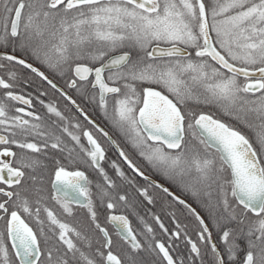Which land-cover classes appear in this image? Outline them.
I'll return each instance as SVG.
<instances>
[{"label": "snow or ice", "instance_id": "1", "mask_svg": "<svg viewBox=\"0 0 264 264\" xmlns=\"http://www.w3.org/2000/svg\"><path fill=\"white\" fill-rule=\"evenodd\" d=\"M0 48V61L7 62L0 63V69L14 62L62 91L44 72L11 54L17 48L28 49L49 68L72 73L68 87L82 95L89 87L98 89V105L106 117L112 94L113 126L153 167L169 178L188 177L194 195L206 197L203 206L220 233L223 254L195 208L169 188L149 181L195 216L198 240L211 247V264H264V0H0ZM6 74L8 80L0 76L4 90L0 97V221L4 224L0 264H123L112 251V235L97 219L92 182L85 172L68 170L54 160L51 198L69 216L72 205L86 208L99 236L61 221L45 205L43 178L34 173L47 165L30 155H46L44 150L50 147L67 152L73 163L96 170L106 185L97 184L101 204L107 199V209H114L116 197L108 189L115 183L102 166L105 149L89 130L82 133L90 146L86 148L79 134L81 125L49 103L48 112L64 122L61 132L87 159L73 156L75 148L49 131L40 116L7 103L31 107L32 100L14 93L15 85L9 80L16 81L17 74L10 70ZM63 94L83 113L75 100ZM189 101L217 104L252 130L254 140L209 113L188 109ZM96 127L129 168L148 180L119 144ZM29 137L42 143L29 142ZM112 167L127 179L115 162ZM137 191L149 204L153 202L148 187ZM119 200L127 203L123 195ZM42 210L46 220L41 218ZM22 213L31 218L35 230ZM154 219L164 233L169 232L158 216ZM107 221L133 252L154 254L156 264H204L200 246L179 223L167 246L156 241L153 229L145 225L149 234L145 249L127 216L109 215ZM182 235L190 245L186 255L180 252ZM241 240L246 247L238 259ZM127 262L137 264L132 255Z\"/></svg>", "mask_w": 264, "mask_h": 264}, {"label": "trees", "instance_id": "2", "mask_svg": "<svg viewBox=\"0 0 264 264\" xmlns=\"http://www.w3.org/2000/svg\"><path fill=\"white\" fill-rule=\"evenodd\" d=\"M71 15V13L69 14ZM0 51H3V48H0ZM11 52V49H9ZM118 53V52H117ZM19 59H24L27 62H31L34 64V68L39 69V71L44 72L46 76L54 79L58 84L59 83V75L61 73L60 69L49 68L47 64L42 63L41 60L36 59V57L32 54V52L28 49L21 50L17 48L14 53ZM115 53H110L113 55ZM0 63H7L4 61H0ZM14 71L17 74V93L25 95L32 99L33 101V111L41 117L43 124L47 127L49 131L55 132L59 135L60 128L63 125V122L59 120L54 114L49 113L46 105L51 103L54 104L59 111L66 110L68 118L72 116L76 117L78 123L81 125V129L79 130V134L81 135V143L85 146V140L83 137V131L86 128L92 127L89 125L88 121L84 116H80L74 109L69 105L67 99L64 95L58 91L57 89H53L50 85L47 84L41 77H39L36 73H33L30 69L25 68L22 65H18L13 63H9L7 69H0V76H3L6 80H8V76L6 74L7 71ZM242 79V78H241ZM10 83L14 81L9 80ZM158 87V86H156ZM41 101L44 103L42 104ZM83 106V105H82ZM188 109L194 112H206L214 116V118L220 119L225 123L232 124L235 127H238L240 131H242L250 140H254V132L243 124H239L235 119L226 115L220 106L215 103L204 104V103H195L193 101H189L187 105ZM83 110L85 113L91 114L85 106H83ZM31 120V118H28ZM29 142L42 143L39 138L29 137ZM99 140V138H98ZM100 143L101 140H99ZM106 144L108 145L107 141ZM104 149L107 150V159L117 160L115 164L119 166V168L125 173V177L127 179L122 178L118 175L115 168L111 169L109 166H106L104 162L103 167L105 171L108 173L109 177L114 181L115 188L108 189L109 192L112 193L116 199L113 201L116 204L114 209H107V199H105L104 203L101 204L99 199V191L97 189V184L106 187L103 178L100 174L83 164H73L64 162L59 156L47 157L42 154H31L36 155L41 160L42 164L47 165L46 168L41 167L37 169V172L34 175H38L43 178V188H44V196L46 197L45 205L47 207H53L52 209L57 215L58 219L63 222L70 224L72 227L77 228V230L81 232H87L89 235L99 236V233L94 230V227L91 225V221L88 215V211L86 208H73V213L71 216L64 214H58L56 211L57 204L51 198L53 196L51 190V179L53 178V169L56 167L54 160H59L60 163L66 167L67 169H81L84 170L91 183V191L93 194V201L96 204L97 211V219L102 226L106 227L109 233L112 235L113 246L112 251L117 253L115 249V240L118 238L115 235L114 228L109 225L107 218L110 213L116 214H124L127 215L131 220V226L133 231L137 233V238L143 242L145 241V237H149V234L146 231L145 225L150 226L153 229V233L155 234L156 241H162L167 244V240L169 235L174 232L176 223H179L182 226L183 231H186L188 236L191 237L192 240L196 241L201 248V252L203 254L204 264H211V247L208 243L200 242L198 240V230H199V222L196 220L195 216L189 212L187 208L183 205L179 204L172 197L164 194L159 189L151 187L150 183L135 176L131 175L120 163L119 159L115 156V154L111 151L109 145L108 147L103 144ZM255 146V143H254ZM49 153H56V150L49 149ZM82 159H85L84 153H82ZM106 159V160H107ZM105 160V161H106ZM131 180L133 183H129ZM31 184V181L28 182ZM189 178H176L174 181H170V185L177 193H187L188 200L192 203V205L196 208L199 214L204 218V220L209 224L210 228L214 232L213 236L218 247L220 248L221 253H224V248L220 243V233L215 229L212 221L209 218V213L205 209L204 202L206 197L203 195L197 196L194 195V191L191 187H189ZM140 187H148L149 193L153 197V202L149 204L147 200L140 195L137 191ZM123 195L126 197L127 203L119 200V196ZM33 197L30 196V199ZM44 214V213H43ZM174 217L173 218V215ZM25 219H28L25 214L22 213ZM158 216L160 218V222H162L165 227L169 230L168 233H164V231L159 227V223L154 219V217ZM46 220V214H44ZM141 233L143 235H141ZM155 241H153V244ZM241 245V250L238 252L237 257L240 259L243 256V250L246 247V244L243 240L238 241ZM180 244V252L182 255H185L190 249L189 245L186 244L183 235L179 241ZM144 245H147L144 243ZM95 246V245H94ZM151 252L145 251L141 253L133 252L132 249L129 251L128 255H132L137 260V264H156V259L154 256H150ZM122 257V256H120ZM127 262V260H126Z\"/></svg>", "mask_w": 264, "mask_h": 264}, {"label": "flooded vegetation", "instance_id": "3", "mask_svg": "<svg viewBox=\"0 0 264 264\" xmlns=\"http://www.w3.org/2000/svg\"><path fill=\"white\" fill-rule=\"evenodd\" d=\"M119 53V52H118ZM118 53H115V54H118ZM98 66V65H97ZM107 75V73L105 74ZM70 77H72V73L68 72L67 70H65L62 73H60L59 75V83L58 84L54 79L53 81L55 83H57L73 100L76 101V104L79 105V107L81 109H83V106H85V108H87V110H89V112L91 114H88V113H85L87 114L91 119H93L95 122H97L103 129L105 132H107L109 135H111L114 140L116 141L117 144H119L120 148L124 150L125 154L129 157L130 160H132V162L138 167L140 168V170L144 173V175H147V176H150L160 182H162L163 184L166 185L167 188H169L170 191H174L175 194H177L181 200H184L186 202V204H190L191 206L192 203L188 200L187 198V193H177L173 188L172 186L170 185V181H174L176 180V178H169L168 176H166L163 171L153 167L152 164H150L144 157H142L140 154H139V151L137 149H135L131 143H129L125 137L113 126V123H112V120H111V116L113 114V106H114V103H115V100H114V97L113 95H110L108 96V113L109 115L106 117L105 114H104V111L99 107L98 105V89H92L91 87H89L87 89V94L86 95H82L80 91H78L77 89L75 88H70L68 87V82H69V79ZM51 79V78H50ZM91 79V77H90ZM13 84L15 85V87L13 89H11L14 93L16 94H19L17 93V84H16V81L13 82ZM80 84L81 82L78 81V88L80 87ZM159 90V88H158ZM61 92V91H60ZM62 93V92H61ZM4 94V90L3 89H0V97H2ZM63 94V93H62ZM22 95V94H21ZM64 95V94H63ZM95 96L96 99L93 100L92 97ZM27 97V96H26ZM64 97L66 98V96L64 95ZM29 98V97H28ZM170 98H172L170 96ZM67 99V98H66ZM32 100V99H31ZM66 101H68L69 105L74 109L73 111H76L77 110L73 107V105L71 104V102L67 99ZM10 106H15V107H25L24 105H21V104H18L16 102H13V101H8L7 102ZM83 105V106H82ZM29 111H33V101H32V105L31 107H29L28 109ZM84 111V110H83ZM34 112V111H33ZM61 113H63V115L65 117L68 118L67 116V111L66 110H61L60 111ZM78 113V112H77ZM12 114V113H10ZM36 114V113H35ZM79 114V113H78ZM37 115V114H36ZM80 115V114H79ZM82 116V115H80ZM26 119L28 118H31V117H25ZM70 121H72L73 123H76L78 122V120L76 119V117L72 116L70 118H68ZM88 121V120H87ZM63 122V121H62ZM64 123V122H63ZM89 125L92 127V130L90 128H86L84 130H89L93 133L94 137L98 140H101V142L103 144H105V146L110 147L111 151L115 154V156L117 157V159H119L120 163L122 164V166L124 167V170L126 169L131 175L129 176H135L137 178H141L143 179L142 177H140L139 175L135 174L128 166L127 162L124 161V159L122 157L119 156V154L117 153V151L115 150V148L113 147V145L109 142L108 138L103 136V134L101 132H99L97 130V127L96 125L94 124H90ZM59 135L62 136V139L64 140L65 144L68 145L69 148H75V152L73 153V156H79L80 158H82V152L80 151L79 147L75 145V143L73 141H71L70 137H68L66 134L62 133L61 130L59 132ZM84 137V136H83ZM84 140H85V147L88 148V144H87V140L86 138L84 137ZM98 140V141H99ZM106 141L108 143V145L106 144ZM101 144V146L103 147V145ZM108 147V148H109ZM104 148V147H103ZM50 147L45 149V153L46 155L42 154L43 156H49V157H53V156H59L64 162H68V163H73L71 160H69L67 158V152L65 153H61L59 152V150H56V153L53 152V153H49ZM13 150L15 151H18V149L15 148V146H13ZM85 159H87V157H85ZM107 159V150L105 149V160ZM102 161V165L104 162L106 166H109L111 169H113L112 167V162H116L117 160H111V159H107L106 161ZM75 164V163H73ZM76 164H79V163H76ZM68 170H73V169H68ZM74 170H77V169H74ZM78 170H81V169H78ZM84 171V170H82ZM85 172V171H84ZM86 173V172H85ZM87 175V173H86ZM88 176V175H87ZM144 180V179H143ZM146 181V180H145ZM30 182V181H29ZM148 182V181H147ZM52 190V193L53 195L55 194L53 189L51 188ZM57 209L56 211L58 212V214L62 215L64 214L63 210L61 209V207L57 204ZM194 207V206H193ZM50 208L51 210L52 209H55L53 207H48ZM72 208H81L80 206H75V205H72ZM195 208V207H194ZM196 209V208H195ZM53 211V210H52ZM43 210L41 211V218L42 219H45L44 217V214H43ZM110 214H116V213H110ZM109 214V215H110ZM22 215V214H21ZM108 215V216H109ZM124 215V214H123ZM23 216V215H22ZM127 216V215H126ZM24 217V216H23ZM128 217V216H127ZM25 218V217H24ZM28 219H26V222H28L30 224V226H33L34 230H35V224L34 222L31 220V218L27 217ZM129 218V217H128ZM130 220V218H129ZM131 222V220H130ZM206 222V221H205ZM207 223V222H206ZM208 224V223H207ZM109 225H111L109 223ZM112 226V225H111ZM209 226V224H208ZM4 227V224L2 221H0V229H3ZM113 227V226H112ZM209 230L214 234V232L212 231V229L210 228L209 226ZM212 234V236H213ZM212 241L216 242L214 237L211 238ZM162 242V241H160ZM10 243V241H9ZM144 243L146 242H143V245ZM145 246V249L147 247V245H144ZM167 246V244H166ZM218 246V245H217ZM219 248V247H218ZM115 249L117 251V253H115L114 251V254H117L118 256H122L120 257L121 260L123 261V264H128V262H126L127 260V256H128V253L129 251L131 250L130 246L127 245L124 241H122L121 239L117 238L115 240ZM181 249V248H180ZM189 249H190V245H189ZM87 250V249H85ZM145 252L146 250H141V253ZM187 254V253H186ZM185 254V255H186ZM222 254V253H221ZM150 256H154V258L157 260V257L150 253ZM175 258V256H174Z\"/></svg>", "mask_w": 264, "mask_h": 264}, {"label": "water", "instance_id": "4", "mask_svg": "<svg viewBox=\"0 0 264 264\" xmlns=\"http://www.w3.org/2000/svg\"><path fill=\"white\" fill-rule=\"evenodd\" d=\"M119 54V53H118ZM114 55V54H113ZM27 64H31L33 67H34V64H32L31 62H27ZM49 78V77H48ZM50 79V78H49ZM50 80H52V79H50ZM53 81V80H52ZM53 83H55L54 81H53ZM55 84H57V83H55ZM57 86H58V88L59 89H61L62 91V93H66L58 84H57ZM67 94V93H66ZM110 95H112V94H109V96ZM67 96H69L68 94H67ZM71 102V101H70ZM72 104V103H71ZM73 105V104H72ZM25 106V105H24ZM73 107L77 110V112L80 114V115H82V116H84L85 117V112L83 111V113H81L77 108H76V106L75 105H73ZM25 108H26V110L27 111H29L28 109H29V107L28 106H25ZM87 115V114H86ZM87 117L91 120V121H94L93 119H91L88 115H87ZM94 125H96V126H98L99 128H102L97 122H95L94 121ZM103 129V128H102ZM104 130V129H103ZM109 135V134H108ZM113 140H114V138L111 136V135H109ZM86 138V137H85ZM113 145V144H112ZM89 146V145H88ZM90 147V146H89ZM113 147L115 148V150L117 151V153L119 154V150L113 145ZM120 156V155H119ZM121 157V156H120ZM82 171V170H81ZM86 174V173H85ZM146 177H148L149 179L148 180H146V181H152V182H155V183H157V184H161V185H163L164 187H166V185L165 184H163L162 182H160V181H158V180H156V179H154V178H152V177H150V176H147V175H145ZM172 193H174V195L175 196H177V197H179L177 194H175V192L174 191H171ZM180 198V197H179ZM181 199V198H180ZM188 204V203H187ZM188 205H190V204H188ZM75 206H78V205H75ZM192 208H194L193 206H191ZM196 212H198L197 210H196ZM199 213V212H198ZM110 215H123V214H110ZM126 216V215H125ZM201 216V215H200ZM202 217V216H201ZM129 219V218H128ZM130 221V220H129ZM214 242V241H213Z\"/></svg>", "mask_w": 264, "mask_h": 264}, {"label": "rangeland", "instance_id": "5", "mask_svg": "<svg viewBox=\"0 0 264 264\" xmlns=\"http://www.w3.org/2000/svg\"><path fill=\"white\" fill-rule=\"evenodd\" d=\"M174 178H178V177H174Z\"/></svg>", "mask_w": 264, "mask_h": 264}]
</instances>
